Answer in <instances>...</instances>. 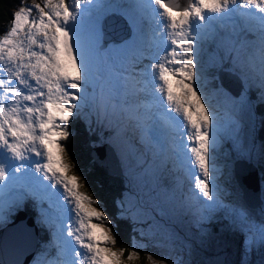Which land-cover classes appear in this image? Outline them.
Wrapping results in <instances>:
<instances>
[{
	"label": "snow or ice",
	"instance_id": "snow-or-ice-1",
	"mask_svg": "<svg viewBox=\"0 0 264 264\" xmlns=\"http://www.w3.org/2000/svg\"><path fill=\"white\" fill-rule=\"evenodd\" d=\"M112 13L126 18L130 33L105 46L103 21ZM226 28L232 36L258 32V48L230 38L225 43L220 31ZM210 41L216 53H207ZM225 61L238 80L236 95L218 82L212 87L218 77L209 69ZM252 91L264 104V0H136L133 12L111 0L22 4L0 34V225L31 201L58 253L46 264H135L139 242L133 237L131 247L118 246L114 221L76 174L66 144L72 123L86 113L98 122L123 113L140 129L146 152L175 157L190 182L181 207L197 226L226 210L225 218L244 233L246 250L264 244V223L225 203L219 182L226 145L237 159L252 158L246 146ZM9 159L22 174L11 180ZM69 211L74 224L67 223ZM167 260L146 256V264Z\"/></svg>",
	"mask_w": 264,
	"mask_h": 264
},
{
	"label": "rangeland",
	"instance_id": "rangeland-1",
	"mask_svg": "<svg viewBox=\"0 0 264 264\" xmlns=\"http://www.w3.org/2000/svg\"><path fill=\"white\" fill-rule=\"evenodd\" d=\"M111 2L121 5L127 12H133L136 3L135 0L133 2L111 0ZM175 2L183 4L186 0ZM31 3L32 0H11L7 3V16L0 26V34L10 27V18L19 7ZM126 30L130 33L124 16L119 13L108 15L103 21L105 46L123 41L125 36H129L125 33ZM220 37L224 38L225 43L229 38L247 41L250 51L259 46L251 32L232 36L228 28L220 31ZM208 44L213 48L209 49ZM207 45L208 54L217 52V43L210 41ZM219 54H224L223 48L219 49ZM204 58L207 60L208 55L206 54ZM230 66V62L225 61L222 68H214L219 81H215V84L218 82L226 91L236 95L239 92L238 80L226 70ZM249 95L255 103L251 131L246 141V146L251 149L252 158L237 159L235 152H228L230 145H226L218 160L223 167V175L219 182L227 193L223 195L225 203L243 207L251 220L259 225L264 223V158L261 157L264 146V104L256 103L255 91L250 92ZM81 119L94 132L93 144L98 145L91 149V155L100 165L106 166L109 173H120L126 179L127 190L121 196V199L123 197L121 211L124 216L134 220L135 240L139 242V250L144 252L145 258L149 254L160 258L168 257L166 264H175L177 260L180 264H264V244L253 243L246 250L245 235L231 224L230 219L225 218L226 210L217 213L216 218L211 222L199 226L182 210L181 202L183 194L190 186L189 180L170 153L163 158H156L152 153L146 152L140 129L133 127L123 113L104 118L100 122L94 114L86 113ZM13 164L5 160L6 171L14 169ZM225 165L227 166L224 167ZM237 168L240 172H244L245 180H251V176L253 178L252 197L249 198L254 202L251 204H248L244 198V187L238 175V181L235 180ZM25 171L27 172L28 169ZM7 173L13 172L7 171ZM178 176L183 177L182 183L177 182ZM46 205L45 203L44 209H47ZM67 207L70 210L72 206ZM17 214L19 216L15 217ZM17 214L15 212L13 219L8 218L0 225V259L14 264H36L37 261L46 264L51 256H56L58 253L54 247L52 231L46 224L40 222L43 216L41 209L34 207L33 215L38 226L42 228V231L40 229L39 231L45 235L44 242H41L40 235H37L36 240L43 249L37 247L35 250V243L32 244L33 226L21 212ZM68 215L72 216V220L67 223L74 224L75 213L69 211ZM23 233L29 239V243L17 250L15 240L21 242L20 237ZM6 261L2 262L7 264ZM135 264H139V259Z\"/></svg>",
	"mask_w": 264,
	"mask_h": 264
},
{
	"label": "trees",
	"instance_id": "trees-1",
	"mask_svg": "<svg viewBox=\"0 0 264 264\" xmlns=\"http://www.w3.org/2000/svg\"><path fill=\"white\" fill-rule=\"evenodd\" d=\"M9 2L11 0H0V26L3 25V19L7 16V3ZM208 47L209 49L213 48L210 44ZM209 72L217 77V71L214 68H210ZM214 86L215 82L212 84V87ZM71 131V138L66 144L67 150L70 153V159L76 166V174L82 176L88 192L101 202L103 210L114 221L113 227L117 232L118 246L131 247L133 243L132 238L135 237L136 239V226L134 220L122 214L121 209L123 207L119 204V202L123 201V197L121 199L122 194L127 190L126 179L120 173H109L106 166L100 165L93 158L91 149L98 145L93 144L94 132L88 128L87 123L83 119L74 121L71 125ZM24 209L27 214L21 210H18V212L21 211L24 216L33 217L34 219V206L31 201L24 204ZM14 215L15 212L8 218L13 219ZM35 223L38 225L36 221ZM39 229L42 231V228L39 227ZM41 231H39V235L41 236V242H44L45 235ZM35 247L43 249L37 242ZM145 262V254L140 251L139 264H144Z\"/></svg>",
	"mask_w": 264,
	"mask_h": 264
},
{
	"label": "bare ground",
	"instance_id": "bare-ground-1",
	"mask_svg": "<svg viewBox=\"0 0 264 264\" xmlns=\"http://www.w3.org/2000/svg\"><path fill=\"white\" fill-rule=\"evenodd\" d=\"M131 0H128V2H130ZM176 1V0H175ZM135 2H136V0H135ZM251 23H253V24H255V21H251ZM224 30H228V28H226V29H224ZM127 32H125L126 34H129V31L128 30H126ZM256 33H258V32H256ZM125 37H127V36H125ZM124 37V38H125ZM254 37H255V39L257 40V42H258V34H255L254 35ZM162 122V121H161ZM8 161H10V163H16V162H14V161H12V160H8ZM27 169V168H26ZM8 172H13V173H11V174H8L9 176H10V179L9 180H11L12 179V177L13 176H17L18 174L17 173H15V170L13 169V168H11V170L9 169V170H7ZM33 171V173H34V169L32 170ZM237 175L239 176V178H240V181L242 182V186L244 187V189H245V199H246V201H247V203L248 204H251V203H253L254 201L253 200H251L249 197H252V182H253V178L251 177V180H245V178H244V172H240V170L237 168V170H236V177H235V180H237ZM238 181V180H237ZM72 213V212H71ZM19 216V214H17V216H15V217H18ZM72 217V216H71ZM19 226V225H18ZM17 234V233H16ZM6 239V238H5ZM20 240H21V242H18V240H15V242L17 243V246H18V248H17V250H19L20 248H24L25 247V245L27 246V244L29 243V239H27V237H26V235L23 233L22 234V236L20 237ZM24 241H25V243H24ZM35 241V240H34ZM32 244H34V242L32 243ZM14 251V250H13ZM2 261H6L5 259H0V264H5V263H3ZM6 263L7 264H14V262L13 263H11V261L9 262V261H6Z\"/></svg>",
	"mask_w": 264,
	"mask_h": 264
},
{
	"label": "water",
	"instance_id": "water-1",
	"mask_svg": "<svg viewBox=\"0 0 264 264\" xmlns=\"http://www.w3.org/2000/svg\"><path fill=\"white\" fill-rule=\"evenodd\" d=\"M106 44V43H105ZM93 154V153H92ZM94 155V154H93ZM94 158V157H93ZM95 159V158H94ZM252 177V176H251ZM243 194L245 195V189L243 188ZM245 197V196H244Z\"/></svg>",
	"mask_w": 264,
	"mask_h": 264
}]
</instances>
